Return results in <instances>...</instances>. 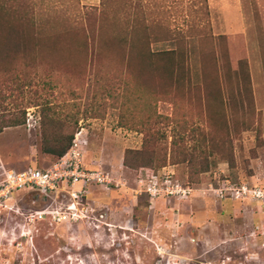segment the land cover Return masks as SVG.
Wrapping results in <instances>:
<instances>
[{
    "label": "rangeland",
    "instance_id": "rangeland-1",
    "mask_svg": "<svg viewBox=\"0 0 264 264\" xmlns=\"http://www.w3.org/2000/svg\"><path fill=\"white\" fill-rule=\"evenodd\" d=\"M139 2L151 49L177 50L168 72L159 56L107 49V0L0 3L22 15L17 32L0 29L10 49L0 54V83L22 78L0 110L19 104L27 116L0 132V177L54 162L42 149L40 111L49 106L78 122L86 165L119 183L92 187L81 198L88 216L61 223L25 215L69 196L14 192L0 208V264H264V0ZM32 10L42 19L37 43ZM128 150H143L132 161L142 165L154 152L155 167L166 153L156 175L171 170L191 192H136L148 177L125 164Z\"/></svg>",
    "mask_w": 264,
    "mask_h": 264
},
{
    "label": "trees",
    "instance_id": "trees-1",
    "mask_svg": "<svg viewBox=\"0 0 264 264\" xmlns=\"http://www.w3.org/2000/svg\"><path fill=\"white\" fill-rule=\"evenodd\" d=\"M5 0H0V3ZM16 1V0H11ZM18 1V0H17ZM207 1V0H205ZM126 5H128L127 11L125 10V1L123 0H107V49L108 50H118L119 55H124L127 49L132 55H149V56H159L165 61V63H160V69L163 72H168L167 63L169 58L177 53L176 49H168L163 51H153L150 47V35L147 32L149 25L146 16H142L139 13L140 2L139 0H127ZM133 7V9H132ZM256 8V5H255ZM0 12L2 13L0 19V29L2 31L9 32V35L15 33L14 24L22 19V15L16 5H8L4 8L0 5ZM152 17V16H151ZM153 21H154V17ZM150 18V19H152ZM149 19V18H147ZM41 18L38 17L34 10L31 11L28 16V21L31 23L33 28L32 39L37 41L43 36L41 30H39L38 25L41 22ZM79 37L84 36V41L88 42L89 35L88 32L83 30L79 31ZM221 37H224L222 35ZM146 40V41H145ZM41 39L39 40V42ZM143 42L146 45L143 47ZM150 43V44H149ZM10 49L4 44L0 46V54H6L9 56ZM184 52V51H183ZM183 52L180 50L179 53L183 56ZM7 71L12 70L11 68H5ZM20 75L12 74L8 78L4 79L0 83V104L5 101V97L10 96L13 83H19L21 81ZM14 90V89H13ZM39 103H35L34 106H39ZM41 131H42V149L46 154L52 155L55 159L53 163L59 161L72 147L75 134L77 132V123L68 119L61 118L57 111L47 106L41 111ZM26 107H22L19 104L12 109L0 110V132H2L7 127L19 126L26 123ZM152 137L155 134L151 132ZM143 150H128L125 156V164L132 167H142L146 168V174L148 179L152 178L157 174L158 168L164 167L167 163L166 153L162 156L157 167L152 166L154 164V152L149 153L148 162L146 165L139 164V162H132L134 159L140 161V155ZM193 161L192 158H185L186 160ZM52 163V164H53ZM51 165V164H50ZM148 168V169H147ZM202 171H207L203 169ZM34 197H40L37 192H33ZM45 197L43 196V199Z\"/></svg>",
    "mask_w": 264,
    "mask_h": 264
},
{
    "label": "built area",
    "instance_id": "built-area-1",
    "mask_svg": "<svg viewBox=\"0 0 264 264\" xmlns=\"http://www.w3.org/2000/svg\"><path fill=\"white\" fill-rule=\"evenodd\" d=\"M115 183V179L108 172L86 165L84 147L76 136L65 156L45 168L29 166L21 171L4 168L0 177V208L9 207L8 199L21 189H34L33 191L46 198L52 193L60 192L63 197L69 196L66 204L30 212L25 215L27 222L32 224L44 219L57 223L78 221L88 216V210L82 205L81 198L86 197L94 186H110ZM138 186L136 192H145L151 197L162 194L184 197L192 190L191 187L175 181L171 170L162 177L155 175L148 180L140 179ZM237 190L239 193H246L244 185Z\"/></svg>",
    "mask_w": 264,
    "mask_h": 264
}]
</instances>
